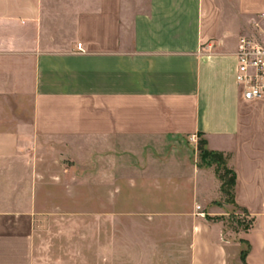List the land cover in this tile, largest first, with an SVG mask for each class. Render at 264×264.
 <instances>
[{
    "label": "crops",
    "instance_id": "obj_1",
    "mask_svg": "<svg viewBox=\"0 0 264 264\" xmlns=\"http://www.w3.org/2000/svg\"><path fill=\"white\" fill-rule=\"evenodd\" d=\"M259 31L264 0H0V264H264V97L236 80ZM93 158L111 197L83 215Z\"/></svg>",
    "mask_w": 264,
    "mask_h": 264
},
{
    "label": "built area",
    "instance_id": "obj_2",
    "mask_svg": "<svg viewBox=\"0 0 264 264\" xmlns=\"http://www.w3.org/2000/svg\"><path fill=\"white\" fill-rule=\"evenodd\" d=\"M81 47V45L79 44ZM236 80L247 101L264 97V31L240 36L236 51ZM191 139L198 141L196 135Z\"/></svg>",
    "mask_w": 264,
    "mask_h": 264
},
{
    "label": "rangeland",
    "instance_id": "obj_3",
    "mask_svg": "<svg viewBox=\"0 0 264 264\" xmlns=\"http://www.w3.org/2000/svg\"><path fill=\"white\" fill-rule=\"evenodd\" d=\"M184 144L185 146H187L188 144L192 148V151L196 152V147L194 146V144L191 145V142L189 140L184 141ZM197 150H198V163L201 164L198 143H197ZM93 166H94V158L91 159V161L87 165L83 162V215H94L97 212L96 201L98 196L101 198L102 197L101 195L103 194L104 199L107 196L111 197L110 191H97L95 189V173H94L95 168ZM213 167L215 168V165H213ZM223 171L224 170L221 169V173H223ZM225 177L227 180H229L231 178L230 172H226ZM222 200L223 202H219L218 204L222 205V203H225L226 209L229 212L227 214V217L231 221L233 227L236 228V225L247 222V220L246 221L242 220L244 219V215L240 210V208H238L233 202L232 195L230 192V187H228L226 194L223 193ZM104 210L111 211V207L104 206ZM83 226L94 228L95 222L83 221Z\"/></svg>",
    "mask_w": 264,
    "mask_h": 264
},
{
    "label": "trees",
    "instance_id": "obj_4",
    "mask_svg": "<svg viewBox=\"0 0 264 264\" xmlns=\"http://www.w3.org/2000/svg\"><path fill=\"white\" fill-rule=\"evenodd\" d=\"M198 149L200 151V159H201V166H213L215 165V170L217 175L222 181L221 189L224 194L227 193L228 187H230V192L232 195V199L234 202V187L236 183V173L234 170L230 169L227 166V160L226 157L223 155V153L210 150L207 148V141L204 137H200L198 141ZM221 169H223V173H221ZM226 172H230L231 178L229 180L226 179L225 174ZM235 203V202H234ZM245 253L246 250H243L241 253L242 260L245 259Z\"/></svg>",
    "mask_w": 264,
    "mask_h": 264
}]
</instances>
